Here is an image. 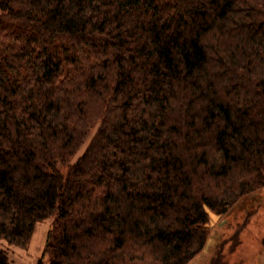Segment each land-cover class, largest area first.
<instances>
[{"label": "trees", "instance_id": "trees-1", "mask_svg": "<svg viewBox=\"0 0 264 264\" xmlns=\"http://www.w3.org/2000/svg\"><path fill=\"white\" fill-rule=\"evenodd\" d=\"M263 187L264 0H0V264H189Z\"/></svg>", "mask_w": 264, "mask_h": 264}, {"label": "rangeland", "instance_id": "rangeland-1", "mask_svg": "<svg viewBox=\"0 0 264 264\" xmlns=\"http://www.w3.org/2000/svg\"><path fill=\"white\" fill-rule=\"evenodd\" d=\"M97 110L98 107L91 106V111ZM85 147L81 148L77 157L83 153ZM211 221L208 257L206 255L197 257L189 264H254L253 256L260 238L253 237V234L260 236L264 233V187L242 197L225 215L211 214ZM52 222V219H49L39 224L35 237H32L26 249L6 246L12 264H38L42 259ZM42 264H49L48 256L43 258Z\"/></svg>", "mask_w": 264, "mask_h": 264}, {"label": "crops", "instance_id": "crops-1", "mask_svg": "<svg viewBox=\"0 0 264 264\" xmlns=\"http://www.w3.org/2000/svg\"><path fill=\"white\" fill-rule=\"evenodd\" d=\"M38 227H39V224H38V226L36 228V231H35V233L33 235V238L35 237V234L37 233ZM253 237H255V238L257 237L258 239L260 238L259 243H258V245L255 248V252H254V256H253V263L254 264H264V233L261 234L260 236L259 235H256V234L255 235L253 234ZM256 241H257V239H256ZM210 245H211V243L209 241L208 244H207V246H206V248L204 249V251L202 253H200L197 257H201L203 255H206L208 257V255H209L208 254L209 253L208 250L210 248ZM215 253L217 254V251H215ZM216 254H215V257H216ZM213 257H214V255L213 256H210L209 261Z\"/></svg>", "mask_w": 264, "mask_h": 264}]
</instances>
